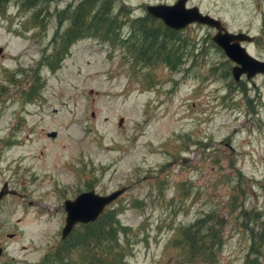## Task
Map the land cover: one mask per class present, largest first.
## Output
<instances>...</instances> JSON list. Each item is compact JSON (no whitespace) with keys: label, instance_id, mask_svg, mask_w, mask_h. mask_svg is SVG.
I'll list each match as a JSON object with an SVG mask.
<instances>
[{"label":"rangeland","instance_id":"1","mask_svg":"<svg viewBox=\"0 0 264 264\" xmlns=\"http://www.w3.org/2000/svg\"><path fill=\"white\" fill-rule=\"evenodd\" d=\"M79 1L0 3V190L18 193L0 200V264H56L64 201L123 188L105 208L120 264H244L254 242L264 264V76L235 82L212 29L172 35L145 9L177 0H82L84 34L60 47ZM186 6L253 36L264 61V0ZM203 218L221 230L212 262L178 237Z\"/></svg>","mask_w":264,"mask_h":264},{"label":"water","instance_id":"2","mask_svg":"<svg viewBox=\"0 0 264 264\" xmlns=\"http://www.w3.org/2000/svg\"><path fill=\"white\" fill-rule=\"evenodd\" d=\"M186 3L187 0H177L172 5H148L146 11L153 18L161 20L167 28L174 31H180L191 24H200L213 28L215 34L212 36L211 41L233 63L234 66L231 68V73L235 82H238L244 75L247 79H251L256 75L264 76V61L254 58L244 46L253 42V36L244 32H229L219 19L202 14L196 6L187 8ZM1 54L2 48H0ZM55 136L56 133L54 132L48 135L49 138H54ZM124 192L125 188L116 190L108 195H100L91 190L81 193L73 201L66 200L64 202L66 219L61 237H67L78 223L88 224L96 221L104 208L114 202ZM14 193V191L8 190L7 186H3L0 190V200L8 194L13 195ZM2 252L3 249L0 246V257Z\"/></svg>","mask_w":264,"mask_h":264},{"label":"trees","instance_id":"3","mask_svg":"<svg viewBox=\"0 0 264 264\" xmlns=\"http://www.w3.org/2000/svg\"><path fill=\"white\" fill-rule=\"evenodd\" d=\"M8 1L9 0H0V3H6ZM31 1V4H35L38 0ZM78 15L82 14L79 13ZM164 30L172 35L177 34L176 31L168 30L165 27ZM149 37H152V41L156 40L153 34H150ZM139 57L142 58L143 56ZM59 59L60 56L58 55L56 62L50 64L51 69H54L59 64ZM36 80L37 79L32 80V85H34ZM31 94L32 91L27 94V98ZM208 225L207 220L203 218L198 220L192 227H187L179 232V240L183 243L187 250V256L191 260L207 258L212 262L215 259V252L222 247L223 240L221 237V230H216L213 225H210L208 229H206ZM120 229L115 214L112 215L111 213H106L104 211L95 222L79 225L78 229H74L66 238L67 244L65 247H60L56 253L51 256V260L55 259L57 264H67L65 256L62 255H66L73 248H78L81 250L79 255L80 259L83 260L82 262L87 261L88 264H113V260H116L115 264H117L121 262V253L120 250L112 251V248L118 247V232ZM254 246L255 242L250 248V256H248L244 264H260L258 262L259 255L257 250H254ZM98 249L105 252L102 258L96 253V250ZM62 250H67V252L61 254L60 252ZM51 262L54 263V261Z\"/></svg>","mask_w":264,"mask_h":264},{"label":"flooded vegetation","instance_id":"4","mask_svg":"<svg viewBox=\"0 0 264 264\" xmlns=\"http://www.w3.org/2000/svg\"><path fill=\"white\" fill-rule=\"evenodd\" d=\"M82 0H80L78 2V5H82L83 3L81 2ZM85 3V2H84ZM187 4V3H186ZM73 6L71 5L70 8H72ZM187 7V6H186ZM189 8V7H187ZM80 9V10H79ZM146 9V7H145ZM76 12H77V16L76 17H71L70 18V26L69 28L67 29V32H65L64 34H62L60 37H59V42L57 43L58 46H62V47H67V43L72 39V38H79L82 34L84 33H81L83 32L84 30V25H85V21H86V18H85V14H86V10H85V4H83L82 6H80L79 8L76 9ZM79 13H81L82 15H78ZM204 14V13H203ZM149 15V14H148ZM209 15V14H207ZM211 16V15H210ZM151 18H153L151 15H150ZM155 19V18H153ZM155 20H159V19H155ZM163 26H165L163 24V22L161 20H159ZM225 26V25H224ZM209 28V27H208ZM214 31L215 33V30L213 28H210ZM227 29V28H226ZM169 30V29H168ZM81 33V34H80ZM66 40V41H65ZM18 195V193L16 194H13L11 196H16ZM7 197V196H6ZM5 198V197H4ZM3 198V199H4ZM3 199L1 201H3ZM0 201V202H1ZM65 211V209H64ZM79 226V225H77ZM76 226V227H77ZM66 258V262H68V257H65ZM51 261H54V263L57 264V261H55V259H52ZM69 261H72V258H69Z\"/></svg>","mask_w":264,"mask_h":264}]
</instances>
